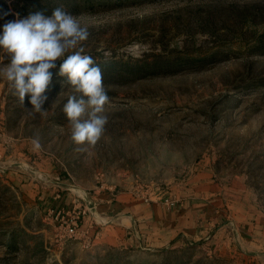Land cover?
<instances>
[{
	"label": "rangeland",
	"instance_id": "1",
	"mask_svg": "<svg viewBox=\"0 0 264 264\" xmlns=\"http://www.w3.org/2000/svg\"><path fill=\"white\" fill-rule=\"evenodd\" d=\"M37 2L0 0V16H26ZM94 3L59 7L88 29L85 54L110 98L96 145L71 139L62 61L43 116L0 79V264H264V0ZM133 43L146 49L141 59L120 52ZM111 62L141 70L102 67ZM57 195L71 202L57 207ZM106 199L204 217L163 246L130 234L117 244L94 229L105 227L94 218ZM72 203L89 206L79 223L87 235L57 239L49 213Z\"/></svg>",
	"mask_w": 264,
	"mask_h": 264
},
{
	"label": "clouds",
	"instance_id": "2",
	"mask_svg": "<svg viewBox=\"0 0 264 264\" xmlns=\"http://www.w3.org/2000/svg\"><path fill=\"white\" fill-rule=\"evenodd\" d=\"M0 25V53L8 57V63L0 67V79L7 81L11 94L30 113L44 115L47 92L52 84V69L59 65L58 75L64 77L62 86H70L72 94L64 104L63 112L71 127V139L80 146H94L104 133L108 118L104 114L109 96L103 83L102 70L90 55L85 54L83 42L89 31L77 18L63 7L55 8L51 15L44 10L29 12ZM146 49L137 43L126 46L120 52L125 58L141 59ZM111 56L110 52L105 53ZM31 108L26 107L25 99ZM36 150L41 148L38 138L33 140ZM54 258H46L45 264H53Z\"/></svg>",
	"mask_w": 264,
	"mask_h": 264
},
{
	"label": "crops",
	"instance_id": "3",
	"mask_svg": "<svg viewBox=\"0 0 264 264\" xmlns=\"http://www.w3.org/2000/svg\"><path fill=\"white\" fill-rule=\"evenodd\" d=\"M57 197L59 196L53 198V203L58 204L57 207L71 202L69 198H65L60 203ZM98 209L101 217L97 214L94 219L99 224H105V227L102 229L98 226L94 229L102 230L101 237L103 239L106 238L119 244L120 242L125 243L129 234L131 236L140 235L153 247L163 246L171 235H174L173 237L187 236L188 232L191 233L193 222L204 217L202 213L191 212L188 206L182 211H167L156 205L128 199H106L105 205L98 206ZM54 210L59 209L55 208Z\"/></svg>",
	"mask_w": 264,
	"mask_h": 264
},
{
	"label": "built area",
	"instance_id": "4",
	"mask_svg": "<svg viewBox=\"0 0 264 264\" xmlns=\"http://www.w3.org/2000/svg\"><path fill=\"white\" fill-rule=\"evenodd\" d=\"M87 203L90 204L89 202ZM88 204L79 203V207L77 208L72 203V205L65 210H58L49 213L52 222L55 224L54 232L57 239L65 238L67 240H76L78 239L79 234H81V236L87 235V232L80 230L79 223H82L80 220L84 218L86 210L89 207ZM86 242H89V239L83 243L85 248L89 246V244H85Z\"/></svg>",
	"mask_w": 264,
	"mask_h": 264
},
{
	"label": "trees",
	"instance_id": "5",
	"mask_svg": "<svg viewBox=\"0 0 264 264\" xmlns=\"http://www.w3.org/2000/svg\"><path fill=\"white\" fill-rule=\"evenodd\" d=\"M60 1H68L70 3H72V10H76L79 8L80 4L84 7L86 6H92L94 5L96 2L98 5H107L110 2H112V0H38L37 2V10H44L45 14H51L52 11L59 7ZM118 1V0H117ZM102 67L105 69H110L111 71H114L117 73H122V74H133V73H137L141 70V68H138L139 66L137 64H131V63H106L103 64Z\"/></svg>",
	"mask_w": 264,
	"mask_h": 264
}]
</instances>
